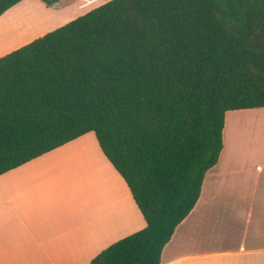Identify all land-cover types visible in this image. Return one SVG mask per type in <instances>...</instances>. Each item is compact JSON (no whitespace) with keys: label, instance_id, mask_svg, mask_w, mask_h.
Segmentation results:
<instances>
[{"label":"trees","instance_id":"16d2710c","mask_svg":"<svg viewBox=\"0 0 264 264\" xmlns=\"http://www.w3.org/2000/svg\"><path fill=\"white\" fill-rule=\"evenodd\" d=\"M259 108L264 0H110L0 57V175L92 132L145 227L90 264H159L225 113Z\"/></svg>","mask_w":264,"mask_h":264},{"label":"crops","instance_id":"0c3cea01","mask_svg":"<svg viewBox=\"0 0 264 264\" xmlns=\"http://www.w3.org/2000/svg\"><path fill=\"white\" fill-rule=\"evenodd\" d=\"M108 1L19 4L36 2L50 19L77 18ZM46 32L50 29L12 50ZM262 111L226 112L222 137L229 114L236 120L264 116ZM258 159L222 142L196 204L162 249L159 264H264V159ZM144 227L126 184L92 132L0 175V264H90L108 246Z\"/></svg>","mask_w":264,"mask_h":264},{"label":"rangeland","instance_id":"374dc122","mask_svg":"<svg viewBox=\"0 0 264 264\" xmlns=\"http://www.w3.org/2000/svg\"><path fill=\"white\" fill-rule=\"evenodd\" d=\"M75 18V16L69 15L55 18L50 17L49 19L47 11L43 10L38 3H18L17 6H13L0 17V55L7 51H13L14 47L48 29L51 31L52 27L68 19L72 20ZM234 117V115L229 114L225 119L222 142L226 145L230 143L236 145L242 151L250 154L255 153L258 155L259 161L263 160L264 116H244L236 120L233 119ZM260 185H264V178L261 180Z\"/></svg>","mask_w":264,"mask_h":264}]
</instances>
